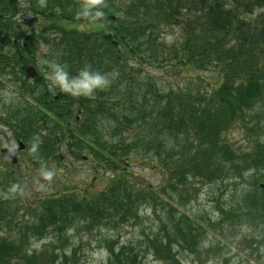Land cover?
Here are the masks:
<instances>
[{"label":"trees","instance_id":"1","mask_svg":"<svg viewBox=\"0 0 264 264\" xmlns=\"http://www.w3.org/2000/svg\"><path fill=\"white\" fill-rule=\"evenodd\" d=\"M21 2L25 14L38 20L36 31L27 35L18 24ZM82 2L0 0V89L9 83L18 93L15 105L1 107L0 120L25 139L40 134V151L65 148L76 158L85 152L103 170H96L99 174L118 170L120 175L113 174L96 194L87 187L60 189L14 205L0 196V264H69L70 258L73 264L74 251L68 256L50 247L65 231L107 230L112 221L120 227L143 210L154 216V228L135 243L100 239L105 264H142V249L160 264H175L180 251L197 253L208 231L221 235L245 227L263 237L264 139L255 134L264 136V0H104L102 22L77 17ZM80 24L97 30H78ZM174 25L183 29L184 42L167 45L161 33ZM41 46L70 74L87 64L116 75L94 98L53 94L40 75L30 80L24 73L28 65L36 66ZM146 65L188 80L175 90L160 89L155 76L142 71ZM98 114L105 115L100 124ZM240 129L250 139L248 147L229 137ZM109 131L116 142L101 140ZM54 158L61 162L64 156ZM124 160L146 164L160 180L156 185L131 181L120 165ZM18 182L8 170L0 172L5 192L17 195ZM194 184L210 187L212 197L223 187V200L214 199L216 222L196 225L187 214L196 198ZM22 211L31 220L18 223L13 235ZM48 234L53 243L32 251L31 238Z\"/></svg>","mask_w":264,"mask_h":264},{"label":"rangeland","instance_id":"2","mask_svg":"<svg viewBox=\"0 0 264 264\" xmlns=\"http://www.w3.org/2000/svg\"><path fill=\"white\" fill-rule=\"evenodd\" d=\"M127 1L129 0H116V3L120 4ZM22 3L23 2H21L20 5H22ZM20 8H22V14L19 16L20 23H18L22 25L20 26V32H24L27 35L34 32V30L36 31V28L38 27L36 22L38 20L31 14H25L26 11H23V5L20 6ZM39 20L41 21V19ZM76 27L78 30L84 31H89L90 29L92 31L97 30L91 24H80ZM163 30H165L161 33V41L163 43L173 45L184 42L183 29L180 27L176 25L172 27L166 26V29ZM38 54L42 53L40 52ZM35 67L37 71L40 69V66L37 63ZM142 69V71L146 72L147 75L149 74L150 76H155V83L160 89L164 90H175L179 84L184 86V81L188 80H185L182 76H178L176 78L167 76L161 68L153 70L146 65L143 66ZM38 75L42 77L43 83L47 86L44 73L42 71H38ZM50 91L54 94L58 90ZM17 96L18 93L15 87L9 83H5L3 88L0 89V112L4 110L1 108L4 103L7 104L6 106H8V108L11 104L15 105L17 102ZM115 102V100L112 101V103ZM102 106L104 107V104ZM2 117H4V115H2ZM104 118L98 114L97 119L99 120V124ZM34 134L35 133L33 132L28 139H25L21 134L15 130L13 131L9 126L2 122V120H0V151L8 149L5 145L9 144L12 140H15L16 142V149L12 153L18 161L16 164L17 166H14L13 168L5 166L2 163L3 156L0 157V172L6 174V171L8 170V172L12 173L19 181V186L14 188V191L18 193L17 195L5 192L7 190H4V187L0 186V196L4 199H9L12 205H14L15 201L18 200H23L24 202L25 197L29 199L31 198L30 201H32V199H40L47 193L60 189H68L69 192H73L77 189L79 190L87 187L91 194H96L98 192H103L107 188L113 174L120 175V171L118 170L113 174L111 173V175L110 173L99 174L96 170H101L102 172L103 170L96 167L95 162L91 161L89 154L85 152L81 153V155L76 158L69 150H65V148L57 151V149L52 146L50 150H47L48 147H45L40 151L42 140H40L37 152L33 153L30 151V144L34 137H38L40 139V134H36L35 136ZM245 134L246 133L240 129L239 133L238 131H232L229 137L234 141V143H236V146L248 147L246 142L247 140L250 141V139H248ZM116 137L117 136H114L113 133L109 131L107 135L103 136L102 134L101 140L104 138L107 140L110 139L112 142H116ZM126 137V135L122 136V138ZM251 137L254 138V133L251 134ZM263 137L264 136L261 132H256V139L259 138L260 140H263ZM17 140H21L25 144L23 149H18ZM57 153L64 156V159L61 162H57L54 158ZM33 159L35 160V165H31ZM42 165L53 167L56 170V175H54L51 180H47L40 175L39 169ZM120 165L123 167V171H125L126 175L130 179L132 178L131 181L133 182L136 181L137 183L144 185H156L160 180L157 173H152L151 170L147 168L146 164L141 163L140 161L124 160V162ZM41 185L44 187H41ZM192 187V196L194 193L193 191L196 190L194 196L196 198L186 206L185 210L187 211V214L196 223V225H204L207 220L216 222L218 220V215L216 214L214 199L218 198L223 200L222 195L225 192L223 191V187L220 188L222 193L217 191L216 196L213 197L211 195H214V193H211L209 190L210 187L208 186H197V184H194ZM177 208L179 210V207ZM16 219V222L12 226L13 235L17 234L19 226L18 223H20L21 226V223H23L26 219L30 221L31 216L26 214L25 211H22L18 213ZM155 223L156 221L154 216L150 212H145L143 210L139 213L136 220L123 223L120 227H115L114 225L116 224L112 221V224L107 230L102 227L89 230L86 228L84 229L82 226L77 227L75 230L70 228L62 234V241L59 243H53L54 240H52V236L50 234L46 235V238L42 240L31 238V250L39 252L44 248H48L51 245L52 240L53 245L50 247H53V250L57 253L65 252L68 256H70L74 251L75 262L73 264H105L104 260L106 254L103 251L102 244L99 243L100 239L112 237L116 243H127L129 241L135 243L142 235L149 234L154 228ZM228 232L229 231L222 233L221 235H217L208 231L205 237L200 239L201 246L197 250V253L191 254L189 252L180 251V253L176 255L177 259L175 258V264H263L264 236L261 237L257 233L247 230L245 227H240L234 232ZM259 233L262 234L260 231ZM215 246H218V248L208 252L210 248ZM138 253L141 255L142 264H160L145 249L140 250ZM68 262L69 264H72L73 258H70ZM167 264L174 263L169 262Z\"/></svg>","mask_w":264,"mask_h":264},{"label":"clouds","instance_id":"3","mask_svg":"<svg viewBox=\"0 0 264 264\" xmlns=\"http://www.w3.org/2000/svg\"><path fill=\"white\" fill-rule=\"evenodd\" d=\"M104 0H83L78 6L75 13L77 17L85 18L93 22H102L105 18ZM41 53L37 55V64L44 73L47 87L49 90H58L71 97L94 98L95 93L99 90L106 89L111 84V77L116 75L113 73H104L99 70L92 69L90 65L85 64L74 75L70 74L68 67L55 58H50L48 55L47 46L41 47ZM40 140L34 137L30 144V151L37 152ZM8 151L14 152L16 142L12 140L5 145ZM39 173L47 180H51L56 175V170L53 167L42 165ZM41 187H44L41 185Z\"/></svg>","mask_w":264,"mask_h":264},{"label":"water","instance_id":"4","mask_svg":"<svg viewBox=\"0 0 264 264\" xmlns=\"http://www.w3.org/2000/svg\"><path fill=\"white\" fill-rule=\"evenodd\" d=\"M25 75L29 79L33 78L36 75L35 68L31 66L27 67L25 69ZM17 146H18V149H23L24 144L20 141H17ZM2 153H3L4 159L9 160L11 164H15L17 162L15 155L12 152L8 151V149H3ZM260 187L264 188V185H261Z\"/></svg>","mask_w":264,"mask_h":264}]
</instances>
